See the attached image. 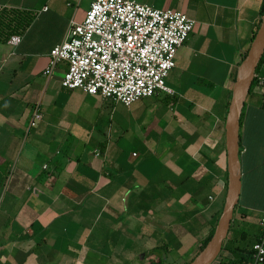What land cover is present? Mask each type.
Returning <instances> with one entry per match:
<instances>
[{
  "label": "crops",
  "instance_id": "obj_1",
  "mask_svg": "<svg viewBox=\"0 0 264 264\" xmlns=\"http://www.w3.org/2000/svg\"><path fill=\"white\" fill-rule=\"evenodd\" d=\"M93 1L0 0L48 7L18 45L0 40V264H189L224 207L226 116L263 0H135L194 26L166 79L173 92L129 106L62 86L64 62L45 75L70 20ZM255 77L240 128L241 196L211 264H248L240 227L253 209L259 226L264 215V55Z\"/></svg>",
  "mask_w": 264,
  "mask_h": 264
},
{
  "label": "built area",
  "instance_id": "obj_2",
  "mask_svg": "<svg viewBox=\"0 0 264 264\" xmlns=\"http://www.w3.org/2000/svg\"><path fill=\"white\" fill-rule=\"evenodd\" d=\"M193 26L194 20L177 10L135 0H94L82 21L70 20L63 40L50 52L45 75L51 77L64 62L62 86L126 106L158 92L172 93L166 79ZM21 40L22 33H15L7 41L18 45ZM41 118L35 112L31 125ZM260 227L248 264H264V215Z\"/></svg>",
  "mask_w": 264,
  "mask_h": 264
},
{
  "label": "water",
  "instance_id": "obj_3",
  "mask_svg": "<svg viewBox=\"0 0 264 264\" xmlns=\"http://www.w3.org/2000/svg\"><path fill=\"white\" fill-rule=\"evenodd\" d=\"M264 55V14L249 50L238 67L232 98L225 122L228 188L225 204L215 232L208 243L189 264H211L221 252L239 204L242 191L240 128L242 113L255 80L258 65Z\"/></svg>",
  "mask_w": 264,
  "mask_h": 264
},
{
  "label": "trees",
  "instance_id": "obj_4",
  "mask_svg": "<svg viewBox=\"0 0 264 264\" xmlns=\"http://www.w3.org/2000/svg\"><path fill=\"white\" fill-rule=\"evenodd\" d=\"M260 13H261V16H263V14H264V0L262 2ZM33 18H34V15H33L32 11L20 10V9H17L14 7L0 6V40L7 41L11 35H13L15 33H22L26 29V27L32 22ZM260 23H261V20L258 23V25L256 26L255 30L253 31L252 40L255 37V34L257 33V31L259 29ZM248 50L249 49L245 50V52L242 56V60L245 58ZM261 61H262V59H261ZM258 81H259L258 78L255 77V80H254L253 85L250 89V92L252 91V89L254 88V86L256 85V83ZM241 121H242V118H241ZM224 202H223V206H224ZM222 209H223V207H222ZM214 232H215V228L212 230L209 237L203 242L200 250H202V248L208 243V241L213 236ZM260 237H261V233L259 235L258 240H260ZM240 248L243 251H247V253L249 254V261H248V263H249L250 259L252 257L253 246L251 248L250 247L249 248L248 247H240ZM158 262H161V259H158Z\"/></svg>",
  "mask_w": 264,
  "mask_h": 264
},
{
  "label": "rangeland",
  "instance_id": "obj_5",
  "mask_svg": "<svg viewBox=\"0 0 264 264\" xmlns=\"http://www.w3.org/2000/svg\"><path fill=\"white\" fill-rule=\"evenodd\" d=\"M261 212L262 211H260L259 209H253L252 211H250L248 224L245 226L241 225L240 228L245 229L246 235L239 244L240 247H249L251 245V242L261 233L260 226L258 224L259 215Z\"/></svg>",
  "mask_w": 264,
  "mask_h": 264
}]
</instances>
